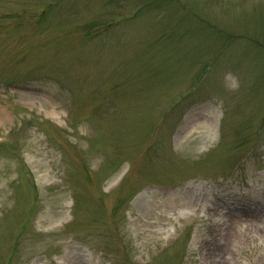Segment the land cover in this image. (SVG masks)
Returning a JSON list of instances; mask_svg holds the SVG:
<instances>
[{"label": "rangeland", "instance_id": "rangeland-1", "mask_svg": "<svg viewBox=\"0 0 264 264\" xmlns=\"http://www.w3.org/2000/svg\"><path fill=\"white\" fill-rule=\"evenodd\" d=\"M0 136V264H264V0H0Z\"/></svg>", "mask_w": 264, "mask_h": 264}, {"label": "bare ground", "instance_id": "bare-ground-1", "mask_svg": "<svg viewBox=\"0 0 264 264\" xmlns=\"http://www.w3.org/2000/svg\"><path fill=\"white\" fill-rule=\"evenodd\" d=\"M214 207V206H213ZM216 208V207H215ZM230 227L228 228V236L230 237L231 234L233 233L234 228L236 227V225H238V221L237 220H231L230 223Z\"/></svg>", "mask_w": 264, "mask_h": 264}]
</instances>
